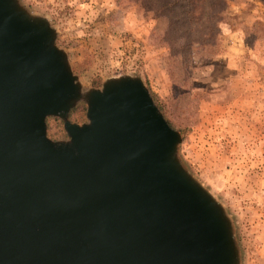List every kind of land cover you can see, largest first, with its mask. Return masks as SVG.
I'll return each instance as SVG.
<instances>
[{"label": "water", "instance_id": "obj_1", "mask_svg": "<svg viewBox=\"0 0 264 264\" xmlns=\"http://www.w3.org/2000/svg\"><path fill=\"white\" fill-rule=\"evenodd\" d=\"M56 40L46 16L0 0V264H240L230 217L141 77L83 90Z\"/></svg>", "mask_w": 264, "mask_h": 264}, {"label": "rangeland", "instance_id": "obj_2", "mask_svg": "<svg viewBox=\"0 0 264 264\" xmlns=\"http://www.w3.org/2000/svg\"><path fill=\"white\" fill-rule=\"evenodd\" d=\"M20 1L55 27L83 90L141 77L181 134L182 163L230 217L240 264H264V4L227 0L204 50L175 36L164 0ZM85 113L79 102L69 118L83 123ZM47 135L66 138L59 118H47Z\"/></svg>", "mask_w": 264, "mask_h": 264}, {"label": "trees", "instance_id": "obj_3", "mask_svg": "<svg viewBox=\"0 0 264 264\" xmlns=\"http://www.w3.org/2000/svg\"><path fill=\"white\" fill-rule=\"evenodd\" d=\"M164 1L169 6H174V12L171 10L168 12L172 20L174 16V32L178 34L175 36L180 37L186 46L196 44L204 50L213 49L219 33L218 24L225 13L227 0ZM259 1L264 4V0ZM179 26L186 27L188 32L179 33Z\"/></svg>", "mask_w": 264, "mask_h": 264}]
</instances>
